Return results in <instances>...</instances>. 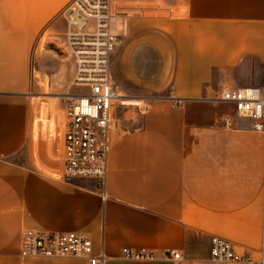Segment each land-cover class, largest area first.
Listing matches in <instances>:
<instances>
[{
  "label": "crops",
  "instance_id": "1",
  "mask_svg": "<svg viewBox=\"0 0 264 264\" xmlns=\"http://www.w3.org/2000/svg\"><path fill=\"white\" fill-rule=\"evenodd\" d=\"M70 2L0 0V264H90L21 256L29 229L85 232L102 264H242L212 260L211 236L264 249V133L247 118L226 125L235 109L217 97L224 86L264 87V0H115L138 14L116 18L113 80L139 103L117 116L106 186L19 160L31 138L34 51L49 27L65 32ZM191 235L208 248L193 249ZM125 247L156 258L127 259Z\"/></svg>",
  "mask_w": 264,
  "mask_h": 264
},
{
  "label": "built area",
  "instance_id": "2",
  "mask_svg": "<svg viewBox=\"0 0 264 264\" xmlns=\"http://www.w3.org/2000/svg\"><path fill=\"white\" fill-rule=\"evenodd\" d=\"M138 14L126 12L115 0H71L63 16L66 20L64 44L75 61L73 85L84 91L63 96L64 134L62 143V177L93 178L106 186L107 160L111 132L117 126V108L126 100L112 75V56L119 43V34L112 21ZM217 97L233 104L234 116L225 124L233 125L234 117L252 120V128L264 133V87L224 86ZM105 197V192H103ZM85 232H58L29 229L24 232L20 255L23 257H82L90 264H102L104 252L95 254L93 243ZM210 257L219 262L264 264V249L240 250L229 240L210 237ZM127 259L154 260L156 254L145 247L123 248ZM165 256L181 261L183 254L170 250Z\"/></svg>",
  "mask_w": 264,
  "mask_h": 264
},
{
  "label": "rangeland",
  "instance_id": "3",
  "mask_svg": "<svg viewBox=\"0 0 264 264\" xmlns=\"http://www.w3.org/2000/svg\"><path fill=\"white\" fill-rule=\"evenodd\" d=\"M118 19L112 21L115 26ZM64 26L49 27L40 46L34 51V72L32 100L34 112L31 125V138L19 160L31 162L49 174L59 176L62 173V143L64 134V106L63 96L84 91L86 88L73 85L74 59L69 49L62 41ZM64 44V45H63ZM118 43L115 52L119 49ZM114 52V53H115ZM137 93V94H135ZM140 91L130 94L139 95ZM58 97L50 100L48 110L44 108L43 98ZM125 105L117 108V116H120L125 106H135L139 101L127 99ZM45 109V111H44ZM125 109V108H124ZM47 111V118L44 115ZM200 248L207 247V241L200 242Z\"/></svg>",
  "mask_w": 264,
  "mask_h": 264
},
{
  "label": "trees",
  "instance_id": "4",
  "mask_svg": "<svg viewBox=\"0 0 264 264\" xmlns=\"http://www.w3.org/2000/svg\"><path fill=\"white\" fill-rule=\"evenodd\" d=\"M203 241V238L201 236L198 235H191L189 236V243L191 244V246L193 247V249L195 250H199L200 249V242Z\"/></svg>",
  "mask_w": 264,
  "mask_h": 264
}]
</instances>
